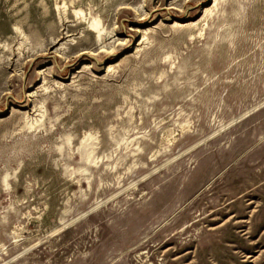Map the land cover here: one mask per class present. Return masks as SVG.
<instances>
[{
  "label": "rangeland",
  "instance_id": "374dc122",
  "mask_svg": "<svg viewBox=\"0 0 264 264\" xmlns=\"http://www.w3.org/2000/svg\"><path fill=\"white\" fill-rule=\"evenodd\" d=\"M0 264H264V0H0Z\"/></svg>",
  "mask_w": 264,
  "mask_h": 264
},
{
  "label": "bare ground",
  "instance_id": "6f19581e",
  "mask_svg": "<svg viewBox=\"0 0 264 264\" xmlns=\"http://www.w3.org/2000/svg\"><path fill=\"white\" fill-rule=\"evenodd\" d=\"M74 13H75V14H81L82 11H81V10H74ZM82 20H83V19H82ZM14 29L17 30V31L19 32V34L22 33V31L20 30L19 27L15 26ZM88 29H89L90 32L96 33L97 38L100 39V37L102 36V33H103V26H102V24H101V20H100V18H95V19H93V20L88 24ZM71 35H72V34H66V36H71ZM52 39L54 40V36L52 37ZM61 51H62V50H61ZM85 51H86V50H85ZM85 51L80 52V54H81V53H86ZM112 52H113V51L110 50V51H108L107 53H112ZM62 53H64V52L62 51Z\"/></svg>",
  "mask_w": 264,
  "mask_h": 264
}]
</instances>
